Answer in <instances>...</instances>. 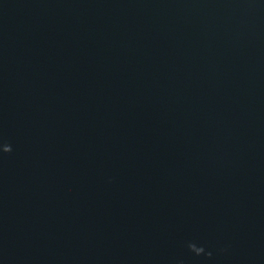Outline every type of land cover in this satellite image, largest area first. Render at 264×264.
<instances>
[{"label":"water","instance_id":"water-1","mask_svg":"<svg viewBox=\"0 0 264 264\" xmlns=\"http://www.w3.org/2000/svg\"><path fill=\"white\" fill-rule=\"evenodd\" d=\"M0 264H264V0H0Z\"/></svg>","mask_w":264,"mask_h":264}]
</instances>
